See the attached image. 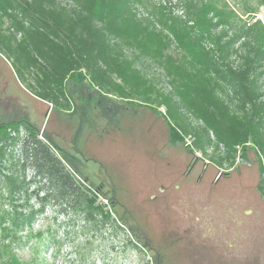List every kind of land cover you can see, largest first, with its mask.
I'll use <instances>...</instances> for the list:
<instances>
[{
  "label": "trees",
  "instance_id": "obj_1",
  "mask_svg": "<svg viewBox=\"0 0 264 264\" xmlns=\"http://www.w3.org/2000/svg\"><path fill=\"white\" fill-rule=\"evenodd\" d=\"M175 5L181 13L163 0H0V48L42 99L70 109L67 82L75 79L128 104L156 110L158 102L166 107L160 113L172 141L194 154L207 155L212 146L220 165H234L239 150L246 158L252 146L263 172L264 23L254 16L264 0L242 13L228 0H176ZM247 13L253 21L243 18ZM139 61L160 67L170 89H159ZM22 127L28 135L21 141ZM187 136L193 137L189 143ZM19 142L21 156L0 164V264H21L14 247L18 234L47 206L66 215L68 223L80 219L90 231L108 223L125 228L111 205L99 200V190L68 168L41 128L1 121L2 161ZM128 242L149 251L135 239Z\"/></svg>",
  "mask_w": 264,
  "mask_h": 264
},
{
  "label": "rangeland",
  "instance_id": "obj_2",
  "mask_svg": "<svg viewBox=\"0 0 264 264\" xmlns=\"http://www.w3.org/2000/svg\"><path fill=\"white\" fill-rule=\"evenodd\" d=\"M163 1L181 13L176 0ZM228 1L241 13L257 6V0L249 6ZM254 17L264 23V5ZM243 18L254 20L250 13ZM138 65L159 89H170L160 67L148 61ZM67 91L70 109L36 96L14 58L0 48V122L41 128L68 168L99 190V200L111 205L125 228L108 223L90 231L80 219L68 223L66 215L47 206L18 234L14 247L21 264H264V171L252 146L246 158L239 150L234 165H220L212 146L207 155L194 154L172 141L160 113L166 107L158 102L156 110L128 104L75 79L67 82ZM27 135L22 127L21 141ZM192 140L187 136L188 143ZM20 145L9 147L0 164L17 160ZM27 174L31 178V169ZM31 203L37 205L33 194Z\"/></svg>",
  "mask_w": 264,
  "mask_h": 264
},
{
  "label": "flooded vegetation",
  "instance_id": "obj_3",
  "mask_svg": "<svg viewBox=\"0 0 264 264\" xmlns=\"http://www.w3.org/2000/svg\"><path fill=\"white\" fill-rule=\"evenodd\" d=\"M190 168V167H189ZM189 172V171H188ZM161 189V188H160Z\"/></svg>",
  "mask_w": 264,
  "mask_h": 264
}]
</instances>
